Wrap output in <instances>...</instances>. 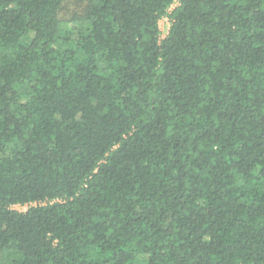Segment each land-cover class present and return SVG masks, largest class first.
I'll return each instance as SVG.
<instances>
[{
	"label": "trees",
	"instance_id": "1",
	"mask_svg": "<svg viewBox=\"0 0 264 264\" xmlns=\"http://www.w3.org/2000/svg\"><path fill=\"white\" fill-rule=\"evenodd\" d=\"M66 4L0 0V264H264V0Z\"/></svg>",
	"mask_w": 264,
	"mask_h": 264
},
{
	"label": "rangeland",
	"instance_id": "2",
	"mask_svg": "<svg viewBox=\"0 0 264 264\" xmlns=\"http://www.w3.org/2000/svg\"><path fill=\"white\" fill-rule=\"evenodd\" d=\"M83 3H84V0H67V4H66L67 7L64 8L65 11L63 13L65 15L64 17H68L69 15H71L72 12L78 9L79 6L83 5ZM158 24L161 29V35H164L167 32L168 25H169L167 18L166 17L161 18L158 21ZM15 208L19 210H24L26 206H15Z\"/></svg>",
	"mask_w": 264,
	"mask_h": 264
}]
</instances>
